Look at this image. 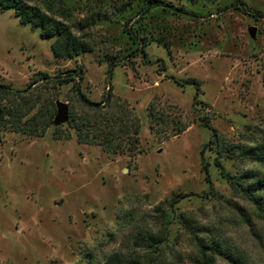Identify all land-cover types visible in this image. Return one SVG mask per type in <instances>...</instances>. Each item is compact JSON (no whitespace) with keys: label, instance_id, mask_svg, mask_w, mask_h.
<instances>
[{"label":"rangeland","instance_id":"1","mask_svg":"<svg viewBox=\"0 0 264 264\" xmlns=\"http://www.w3.org/2000/svg\"><path fill=\"white\" fill-rule=\"evenodd\" d=\"M64 1L74 21H90L93 45L69 60L0 9V84L22 92L1 100L0 264H195L198 241L213 238L242 264H264V218L233 185L264 173L263 160L244 155L264 145V0ZM71 70L90 100L111 87L129 102L140 154L79 144L67 123L44 130L52 103L82 109L73 84L56 80ZM190 79L200 83L197 106V87L177 83ZM153 101L176 106L190 128L168 141L153 133Z\"/></svg>","mask_w":264,"mask_h":264},{"label":"trees","instance_id":"2","mask_svg":"<svg viewBox=\"0 0 264 264\" xmlns=\"http://www.w3.org/2000/svg\"><path fill=\"white\" fill-rule=\"evenodd\" d=\"M0 9L2 11L12 10L22 24L29 25L34 30H39L43 39L53 40V54L59 60L73 59L93 50V45L85 36V30L89 27L90 21L88 19L74 21L72 13L64 0H0ZM129 32V35L136 39L132 32ZM148 44L145 39L141 40L139 53L144 60L148 59V54L145 52ZM115 66L114 63L110 64L107 75L109 80L112 78ZM39 76L40 80H49V75L46 73L40 72ZM56 78L60 86L73 84V92L82 106L80 112L76 109L70 112V120L67 123L75 131L79 144L100 146L112 156L128 155L133 158L142 152L140 147L141 122L129 102L116 97L111 87L103 95L101 101L90 100L82 91L81 80L84 77L78 70L68 71L66 76ZM177 83L179 85L191 84L196 86L197 93L194 97V105L201 104L199 101L200 83L198 80H178ZM19 93L22 92L14 91L9 86L0 84V118L6 116L5 107L1 105V100L9 95ZM48 111L45 123H43L45 131L54 125L53 118L56 111L54 103L50 105ZM148 117L151 131L160 135L165 141L182 135L191 126L183 120L182 114L176 106H171L166 110L158 106L156 101L150 104ZM202 125L213 132L210 143L215 144L218 136L216 130L206 120L203 121ZM61 127L63 125L55 127V130ZM68 138L70 139L71 136ZM244 153V155L255 156L264 161L263 144H256ZM218 155L223 157V151L218 152ZM217 166L221 169L223 175L228 176L220 162H217ZM234 179L236 182L233 185L240 187L258 213L264 218V173H250ZM197 245L198 254L194 258L195 264H216L220 257H227L234 263L242 264L240 256L236 252H232L222 240L216 238L203 239L198 241Z\"/></svg>","mask_w":264,"mask_h":264},{"label":"water","instance_id":"3","mask_svg":"<svg viewBox=\"0 0 264 264\" xmlns=\"http://www.w3.org/2000/svg\"><path fill=\"white\" fill-rule=\"evenodd\" d=\"M250 33L252 37H255V29L251 28ZM57 114L54 119L55 126H61L69 122L70 120V109L68 104L63 102H57Z\"/></svg>","mask_w":264,"mask_h":264}]
</instances>
